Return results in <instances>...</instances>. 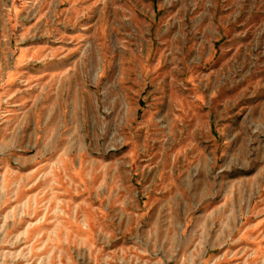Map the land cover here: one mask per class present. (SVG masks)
<instances>
[{
  "label": "rangeland",
  "instance_id": "obj_1",
  "mask_svg": "<svg viewBox=\"0 0 264 264\" xmlns=\"http://www.w3.org/2000/svg\"><path fill=\"white\" fill-rule=\"evenodd\" d=\"M0 264H264V0H0Z\"/></svg>",
  "mask_w": 264,
  "mask_h": 264
}]
</instances>
